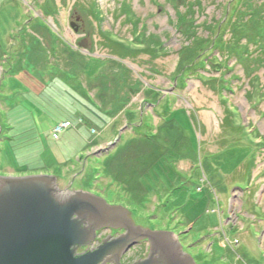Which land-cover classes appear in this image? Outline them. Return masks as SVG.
Wrapping results in <instances>:
<instances>
[{
  "label": "rangeland",
  "instance_id": "obj_1",
  "mask_svg": "<svg viewBox=\"0 0 264 264\" xmlns=\"http://www.w3.org/2000/svg\"><path fill=\"white\" fill-rule=\"evenodd\" d=\"M127 13L147 50L109 46H130ZM35 175L171 232L194 264H264V0H0V176Z\"/></svg>",
  "mask_w": 264,
  "mask_h": 264
},
{
  "label": "water",
  "instance_id": "obj_2",
  "mask_svg": "<svg viewBox=\"0 0 264 264\" xmlns=\"http://www.w3.org/2000/svg\"><path fill=\"white\" fill-rule=\"evenodd\" d=\"M79 47L86 48L85 42ZM106 225L128 230L98 246L118 247L116 258L131 242L148 237V258L134 264H194L181 254L174 234L134 227L121 207L108 206L85 192L58 189L50 176H0V264H97L107 248L77 256L72 248L87 244L93 227Z\"/></svg>",
  "mask_w": 264,
  "mask_h": 264
},
{
  "label": "trees",
  "instance_id": "obj_3",
  "mask_svg": "<svg viewBox=\"0 0 264 264\" xmlns=\"http://www.w3.org/2000/svg\"><path fill=\"white\" fill-rule=\"evenodd\" d=\"M167 2H170V3H172V4H177L180 0H166ZM182 1V0H181ZM239 6H240V1H239V4H238ZM238 7V6H237ZM237 7H235V8H237ZM250 9H252V6H250ZM236 10V9H235ZM238 10H239V12H240V8L238 9L237 8V12H238ZM254 12H250L249 14L250 15H252ZM126 15V18H127V21H128V23H130V25H131V27L134 29V31H136L135 32V34L134 35H132V37H133V40L131 41L132 43H134V44H132L131 42L128 44V45H130V46H127V45H124V42H122V41H117V40H112L111 38H109V40H107L108 41V44H109V46L113 49H115V51L117 52V53H121V51H123V49H126V50H129V51H135V52H138V51H142V50H147L148 49V47H149V45H150V43L148 42V40H149V36L147 37V35L144 33V29H145V27H144V25H141L140 27H139V24H141V23H139V20L137 19V18H135V16L133 15V13H127V14H125ZM179 24V28L181 29V28H183L184 29V31L182 32V35L186 38V39H188L189 40V42H191L190 44L191 45H193L194 43H195V40L198 38V37H196V31H195V22H194V20H192V19H187L186 17H185V15L183 16H181V14H180V20H179V22H178ZM244 29H241L240 31H243ZM111 37V36H110ZM112 38H116V36L114 35V36H112ZM158 45V44H157ZM141 47V48H140ZM160 47L161 46H159L158 48L160 49ZM155 45L153 44L152 46H151V49H153V51H155ZM236 79H237V77H235ZM182 88V87H181ZM225 91H228L227 89L225 90ZM145 103H147V101L146 102H144V104ZM169 103H166L165 104V106L166 105H168ZM228 111V110H227ZM92 113V112H91ZM230 112L228 111V114H229ZM163 114L164 115H166V110H163ZM230 115V117L232 118V115H231V113L229 114ZM240 127V126H239Z\"/></svg>",
  "mask_w": 264,
  "mask_h": 264
},
{
  "label": "flooded vegetation",
  "instance_id": "obj_4",
  "mask_svg": "<svg viewBox=\"0 0 264 264\" xmlns=\"http://www.w3.org/2000/svg\"><path fill=\"white\" fill-rule=\"evenodd\" d=\"M81 219V218H80ZM94 226V225H93ZM94 228V227H93ZM93 228L91 229V231H93ZM92 233V232H91ZM158 235V234H157ZM94 235L92 234L89 239L90 241L93 239ZM85 245H81V246H73V250L75 251V256L77 255H83V254H86V253H91V252H96V251H99L103 248H107L106 251H104L103 255L105 254H108V252H110L109 250L112 249L111 253L108 254V258L106 259L105 257H103V259L99 262V264H109L111 262V259L112 260H117L119 258H116L117 255L120 254L121 250L117 247V248H113V247H106V245L104 246H101L99 248H97L96 250L94 249V251H90V250H93V249H88V248H85L84 247ZM96 248V247H95ZM118 249V250H117ZM109 261V262H108ZM117 264H119L117 261L115 262ZM121 264V263H120Z\"/></svg>",
  "mask_w": 264,
  "mask_h": 264
},
{
  "label": "bare ground",
  "instance_id": "obj_5",
  "mask_svg": "<svg viewBox=\"0 0 264 264\" xmlns=\"http://www.w3.org/2000/svg\"><path fill=\"white\" fill-rule=\"evenodd\" d=\"M144 102H145V98H143V100H142V103L144 104ZM127 110V109H126ZM241 145V144H240Z\"/></svg>",
  "mask_w": 264,
  "mask_h": 264
}]
</instances>
